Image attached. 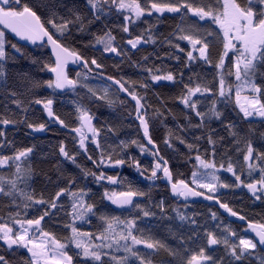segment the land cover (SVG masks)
Here are the masks:
<instances>
[{
  "label": "snow or ice",
  "instance_id": "6c2138e0",
  "mask_svg": "<svg viewBox=\"0 0 264 264\" xmlns=\"http://www.w3.org/2000/svg\"><path fill=\"white\" fill-rule=\"evenodd\" d=\"M166 14L179 22L160 40L150 18L159 23ZM157 44L167 45L165 55L177 68L150 65L152 54L132 60L143 47ZM29 45L40 55L28 53ZM18 56L49 78L35 80L19 70ZM126 64L139 69L142 78L127 76ZM161 84L179 86L173 103L183 106L182 121L153 90ZM41 87L50 94L33 91ZM113 88L124 98H109ZM150 91L163 111L150 103ZM69 94L74 127L54 107L56 97ZM117 102L131 105L117 118L120 123L106 120L98 126L91 105L111 109ZM0 103V200L9 201L7 213L0 215V264H153L145 253L161 250L172 258L169 264H264V213L250 218L222 200L224 191H246L253 206L264 209V132L257 134L251 123L260 118L264 124V0H0ZM36 106L46 122H29ZM22 123L34 133L52 125L69 131L72 148L58 141L57 171L74 167L76 174L49 178L54 191L47 195L32 187L28 162L35 146L18 148L9 139V127ZM229 145L236 159L228 154ZM181 157L190 165L188 172L179 170ZM81 158L92 168L82 166ZM124 167L134 169L138 179L108 174ZM158 183L173 198H182L184 209L190 202H211L244 227L233 228L211 207L209 219L199 224L179 207L167 215L166 197L139 203L151 200ZM92 185L103 188L99 202L92 199ZM111 206L128 211L130 218L114 215ZM152 219L179 222L181 229L190 222L191 234L170 227L176 247L144 238L140 224ZM57 228L66 235H58ZM221 245L223 254H213Z\"/></svg>",
  "mask_w": 264,
  "mask_h": 264
},
{
  "label": "trees",
  "instance_id": "16d2710c",
  "mask_svg": "<svg viewBox=\"0 0 264 264\" xmlns=\"http://www.w3.org/2000/svg\"><path fill=\"white\" fill-rule=\"evenodd\" d=\"M150 22L156 25L157 29V36L158 39L162 40L164 36H166L168 33L172 32L175 25L179 22V17H175L173 19L171 14H166L165 17H163L159 23L156 22V18L152 17L150 18ZM141 27H146V25L141 24ZM96 27L94 26L92 31H95ZM139 31V29H137ZM115 34V33H114ZM10 38L13 42H16L12 36L9 34ZM120 38L119 36L117 37ZM127 37H125L126 39ZM85 42H87V38H85ZM79 47V44L76 45ZM169 51L166 44H157L155 46L148 45L143 47L140 52L136 53L132 56L133 61H139L142 56L152 54L150 56L149 64L155 65V66H161L165 69L168 68H177L178 65L167 58L165 53ZM41 50L34 48L33 46H28V53L31 55H40ZM157 57H160L159 59ZM215 58V57H214ZM18 69L21 71H26L30 74V76L35 80H45L48 79L49 76L47 73L39 71L38 68L35 66L30 65V59H25L23 57L18 56ZM119 61H113V60H107L106 64L111 65L113 63H118ZM80 70V69H77ZM198 69H194V71H197ZM124 71L127 76L132 77V79L140 80L142 78L141 73L139 69L133 68L130 65H125ZM108 74H113L111 72V69H109ZM74 75V73H73ZM188 75V72L185 71V76ZM146 78V76L144 77ZM207 78L210 80L211 74L207 76ZM155 92L160 94L161 100L167 101V108L172 110V113L177 116L179 119L183 118V106L179 105V102L173 103L174 97H176L179 92L180 88L179 86L172 87L168 84H161L159 87H154L153 89ZM37 95L39 96H48L50 93L49 91H46L43 87L34 89L33 90ZM116 90L110 89L109 91V98L113 100H120L123 99V96L117 97L115 94ZM83 93H81V96ZM148 95L151 97L150 103L154 108H161V111H163V108L161 107L160 102L157 100L155 96L152 95V92L150 91ZM74 99L72 94H69L67 96H58L56 97L57 103L54 105L57 113L61 115L62 118L66 119V122L70 123V127H74L75 124H72L70 121L73 117H69V113H73V105L71 101ZM62 102V103H61ZM210 101H206L205 103H209ZM218 107H220L218 105ZM12 111H16L14 106H11ZM92 110L96 113V115L99 117V124H102L104 121H109L110 123L117 124L120 123V121L117 119L121 113H126L129 108H131V105H128L127 108L121 107V105L117 102L116 106L114 108H108L106 105H91ZM0 109H2V103H0ZM233 116H235V113H232ZM165 116L169 122V127L174 128V124L172 123V116L168 115V113H165ZM17 119H23V114H18ZM29 122L33 123H41L46 122L47 117L40 109V106H36L35 109L32 110V112L29 114ZM238 119V117H237ZM197 121H194V123ZM128 121H123V124L126 125ZM158 123V121H157ZM252 126L256 129L257 134L260 132H264V124L261 123L260 118H254L252 121ZM241 126L246 130L248 125L243 124L241 122ZM212 128H215L219 130V125L215 122L211 125ZM127 130V129H125ZM9 133V139L14 141V144L18 148L23 147H29V146H35L34 155L32 156L31 160L28 162L32 169H33V181H32V187L36 190L37 194L40 192H44L45 195L48 194V192L54 191V187L52 184L49 183V178H51L52 181L57 180V176L61 175H75L76 170L74 167H66L64 169H61V171H57V163H58V141L64 140L65 143L68 145L69 149L72 148L70 141V135L68 130H61L58 126L52 125L50 126V130L47 132H40V133H34L32 130L28 129L26 124H20L18 127L13 128L9 127L8 129ZM200 133H196V135H199ZM244 133H241L243 135ZM158 143H160L163 139L164 130L161 129L159 133L156 134ZM221 135H225L223 132H221ZM68 137V139H66ZM124 137L121 136V139ZM111 143V141H109ZM177 147L181 149V152L184 154V156L187 155L185 149L183 146L177 144ZM229 152L228 154L232 156L233 159H236V154L234 151V146L229 145ZM241 147H243L241 145ZM161 148L163 150V145L161 144ZM132 154H137V150L134 148L131 150ZM183 157L180 158V167L179 170L181 172H188L190 165H184L182 163ZM82 166L92 168L91 162H87L83 158H81L79 161ZM145 162H147V159L145 158ZM175 168V162L173 164ZM93 171H96V169H92ZM8 170H5L7 172ZM14 171V169H13ZM108 174L110 175H117L127 177L129 180L138 179L137 174L135 173L134 169L124 167L120 169H116L115 171L108 170ZM83 183V182H82ZM64 186V185H61ZM93 192L95 193V196L92 197L94 201L99 202L102 197L103 188H100L99 186L92 185ZM140 187L144 188L146 191L148 189V185L145 183H141ZM162 197H166V206L168 208L169 216H174L175 213L172 211V209L179 207L181 211H184V213L192 217L195 215L197 217V222L199 224H203L205 220H208L210 217V212L208 209L211 207L212 211H218L216 207H213L212 205H208L202 202H190L189 207L187 209H184L183 202H177L175 199L171 198L168 192V189L165 187L163 183H158L156 186L152 187L151 191V200L141 198L138 200L139 203L143 205H148L150 203H154L156 201H159ZM222 200L223 202H228L230 206L234 208V210H240L241 214L247 213V215L252 218L253 214H262L264 213V209H262L260 206H253V201L249 198V194H247L246 191L242 192L239 190H236L235 192L232 191H224L222 193ZM67 203V201H65ZM107 203V202H105ZM9 204V201L7 200H0V215H5L8 211L7 205ZM112 207V206H111ZM113 214L117 216H121L124 218V213L121 212L119 209L113 208ZM155 210V209H153ZM221 215V214H220ZM221 218L225 221L229 222L227 218L223 215H221ZM233 224V227H235L237 230L240 229V224H237L235 222H231ZM93 224H96V221L93 220ZM176 228L179 231H183L186 234H191L190 229L191 225L190 222H186L181 229L179 227V222L173 223ZM83 230H89L88 228H85ZM54 231L57 232V234H64L66 233H60V230L54 229ZM171 246V245H170ZM173 247V246H171ZM140 248V247H139ZM143 250L142 252H145L144 247H141ZM23 253V250H21V254ZM0 254H3V251L0 250ZM148 255L151 259L153 264H169V261L172 259L168 256L166 251L161 250L158 254L152 255L151 253H145ZM213 254H223V246L221 245L219 248L215 250ZM10 255V254H9Z\"/></svg>",
  "mask_w": 264,
  "mask_h": 264
},
{
  "label": "rangeland",
  "instance_id": "374dc122",
  "mask_svg": "<svg viewBox=\"0 0 264 264\" xmlns=\"http://www.w3.org/2000/svg\"><path fill=\"white\" fill-rule=\"evenodd\" d=\"M112 207L115 208L114 206ZM123 213L125 217L130 218L128 211H124ZM167 215H169V213ZM225 223H229V222L225 221ZM170 227L172 228L173 231H179L174 224L169 225L166 222L161 223L159 219H152V220L147 221L146 223L140 224V228L144 230L143 232L144 238H148V236H151L154 239L161 240L162 242H164L165 244L169 246L171 245L173 247H176V242L173 236L171 235V233H169L168 231ZM137 235L139 236L141 235V233L138 232ZM138 247H140V250L142 252L143 250L141 249V247H144V246L141 245ZM192 247H195V245H193Z\"/></svg>",
  "mask_w": 264,
  "mask_h": 264
},
{
  "label": "water",
  "instance_id": "95a60500",
  "mask_svg": "<svg viewBox=\"0 0 264 264\" xmlns=\"http://www.w3.org/2000/svg\"><path fill=\"white\" fill-rule=\"evenodd\" d=\"M9 34L12 36L11 33H9ZM12 38L17 42V38H16V37L12 36ZM20 43H21V44H24V43H26V42H20ZM121 96H122V95H121ZM168 192H169V190H168ZM169 195H170V193H169ZM170 197L173 198L171 195H170ZM173 199H175L177 202H183L182 198H173ZM197 202H202V203H205V204H208V205H212L211 202H207V201L198 200ZM114 207H115V206H114ZM215 207L218 209V212H219L221 215L225 216V217L227 218V220L229 221V219H228V214L225 213L223 209H219L218 206H215ZM235 220H236V218H232L230 222H235ZM243 227H244V226H243ZM243 227H242V228H243ZM242 228H241V229H242ZM252 235H254V234H252Z\"/></svg>",
  "mask_w": 264,
  "mask_h": 264
},
{
  "label": "flooded vegetation",
  "instance_id": "af4514ba",
  "mask_svg": "<svg viewBox=\"0 0 264 264\" xmlns=\"http://www.w3.org/2000/svg\"><path fill=\"white\" fill-rule=\"evenodd\" d=\"M243 226H244V225L241 224L240 229H241Z\"/></svg>",
  "mask_w": 264,
  "mask_h": 264
}]
</instances>
